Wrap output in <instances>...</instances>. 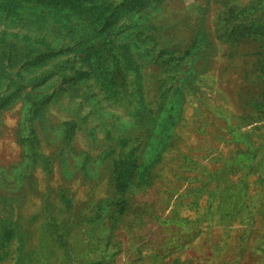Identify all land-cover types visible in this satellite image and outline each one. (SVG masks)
<instances>
[{
	"label": "rangeland",
	"instance_id": "374dc122",
	"mask_svg": "<svg viewBox=\"0 0 264 264\" xmlns=\"http://www.w3.org/2000/svg\"><path fill=\"white\" fill-rule=\"evenodd\" d=\"M236 221L264 222V0H0V264H264Z\"/></svg>",
	"mask_w": 264,
	"mask_h": 264
},
{
	"label": "crops",
	"instance_id": "0c3cea01",
	"mask_svg": "<svg viewBox=\"0 0 264 264\" xmlns=\"http://www.w3.org/2000/svg\"><path fill=\"white\" fill-rule=\"evenodd\" d=\"M235 213L236 214L242 213V210L241 211L240 210L235 211ZM222 224H223L222 228L225 231H228V230H235L236 232H238L240 230H242V231H249L248 233H246V232H243L242 233V237H244V238H250V239H255L256 240L257 237L259 239V237L264 236V222L263 223H258V226L255 223L254 224L251 223L250 225L249 224H246V222H244V221L243 222L242 221H240V222L239 221H236V222L229 223V224L227 222H224ZM248 227H249V230H248ZM261 239H264V237L261 238ZM244 240H246V239H244ZM240 243H241V246L242 247H245L246 246L244 244V242H241V240H239V239H238L237 243L234 244V245L236 246L237 244H240ZM241 257L242 256L239 255V253H236V255H233L231 257H228V258L224 259L223 262L229 261V262H237V263H240L241 262L240 261L241 260L240 259ZM220 259L223 260L221 257H220Z\"/></svg>",
	"mask_w": 264,
	"mask_h": 264
}]
</instances>
